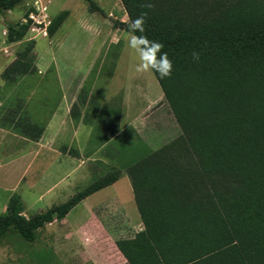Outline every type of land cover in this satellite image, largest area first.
Instances as JSON below:
<instances>
[{"label": "trees", "instance_id": "1", "mask_svg": "<svg viewBox=\"0 0 264 264\" xmlns=\"http://www.w3.org/2000/svg\"><path fill=\"white\" fill-rule=\"evenodd\" d=\"M24 1L0 0V12ZM84 1L89 12L104 14L94 0ZM120 3L127 21L113 26L133 35L132 20L146 12L142 35L162 43L173 62L170 76L152 73L179 135L44 210L26 215L24 201L12 193L0 212V240L17 234L33 242L46 224L126 175L142 229L114 241L125 258L121 264H264V0ZM31 11L5 23L6 42L25 36ZM68 14L63 9L51 17L48 37ZM37 72L32 55L15 57L0 72V127L32 141L46 121L33 117L22 86ZM87 97L82 90L70 115L77 122L85 106L82 121L93 126L91 139L107 143L119 132L121 108ZM62 152L78 157L76 149Z\"/></svg>", "mask_w": 264, "mask_h": 264}, {"label": "rangeland", "instance_id": "2", "mask_svg": "<svg viewBox=\"0 0 264 264\" xmlns=\"http://www.w3.org/2000/svg\"><path fill=\"white\" fill-rule=\"evenodd\" d=\"M94 1L104 14L89 12L84 0H50L49 9L45 11L47 17L38 15L36 19L40 23L32 20L31 27L18 43L17 49L11 52L16 57L32 55L35 62L45 66L49 56L43 54V51H50L59 40L70 38L71 44L86 49L84 76L76 80V87L72 90L74 102L79 93L85 90L87 99L100 101V104L112 102L121 108L119 132L111 138V142L108 141L104 148L89 159H86L84 151L80 158H68L69 162L60 158L58 169L48 173L57 185L62 181L63 185L68 182L75 190L112 168L124 170L128 164L180 133L152 71L135 70L140 61L135 50L129 47L128 42L133 35L113 26L114 20L127 21L120 0ZM25 9V3L22 2L11 9V13L6 10L0 12V46L3 43L2 19L17 22L23 18ZM63 9L71 13L50 41L49 38L53 36L48 37L42 26L51 19L50 15L54 16ZM43 35L47 37L44 36L42 40ZM100 35L106 39L102 40L98 37ZM2 52L5 53L4 50L0 51V61ZM53 77L49 66L46 71L37 72L24 80L22 89L28 90V108L35 118L44 119L45 111L41 103L45 101V95L54 89ZM71 148L76 149L75 146ZM40 173V170L31 167L21 176L22 185L18 188L25 202L26 215L48 208L50 202H58V199L44 202L34 198L35 184L27 182L33 181L34 176ZM124 178L128 179L126 175ZM7 186L9 188L0 190V212L3 211L4 199L12 193L10 185ZM26 188H29L28 192ZM112 190L114 195L123 192ZM94 200L92 206L88 204L92 200L86 204L80 202L65 219L40 230L33 242H27L17 234L2 238L0 264H116L118 254L114 241L133 235L141 224L133 223L126 213H121L115 205L116 200L111 199L110 195Z\"/></svg>", "mask_w": 264, "mask_h": 264}, {"label": "crops", "instance_id": "3", "mask_svg": "<svg viewBox=\"0 0 264 264\" xmlns=\"http://www.w3.org/2000/svg\"><path fill=\"white\" fill-rule=\"evenodd\" d=\"M24 3L26 7L24 11L25 13L28 9H33L35 7L36 0H25ZM47 3V9H49L48 6L50 0ZM1 12H3V10ZM6 12L11 13L12 11L6 10ZM69 13L71 12L69 11ZM50 17L52 16L50 15ZM2 21L4 23V28H2L3 43L2 46H0V51L4 50L5 53L2 52L3 55L0 61V72L11 60L16 57L11 55V52H15L18 47V43L21 41L19 40L11 43L6 42L5 22L11 21L7 18H3ZM118 31L122 32V30L119 29ZM44 36L45 35L41 37L42 40L44 39ZM54 36L49 38V40L52 41ZM98 37H100L102 40L106 39V37L103 35ZM69 40L70 38L59 40L56 42V47L54 49L50 48V51L49 49L43 51V54L50 57H48L47 64L45 66L41 65L40 62H35L38 73L46 71L50 66L52 75L54 76V89L51 90L49 95H45V101L41 103V107L45 111L43 117L44 119H38V117L35 118L33 115V117L37 120L46 121L42 136H40L37 141H32L25 137H21L20 135L11 132L8 129L0 127V183L3 184V186L0 187V190L9 188L7 186L9 184L12 188V193H17L23 200V196L18 188L22 185L21 176L28 168L35 167L36 169L40 170L41 173L36 174L33 181L27 182L28 184H35L34 198L44 202L58 199V202H50L47 207L66 200L77 190H75L74 187H72V184L68 182H66V185H63L62 181L60 185H57V182L54 180V178H52V176H48V173H52L58 169V160L60 158L63 161L69 162L68 158L74 157L68 153L62 152V150L66 149V151H68L71 149V146H75L79 154L76 158H80L82 156L81 152L84 151L86 159H89L93 154L99 152L107 144H99L91 139L93 126L82 121L85 106L81 108L79 120L77 122L74 121L70 115V108L75 100L72 98V90L76 87V80H79L84 76L85 67L83 63L86 49L81 48V46L77 47L75 44H71ZM9 50L10 52H8ZM38 55L40 56V53H38ZM78 56L79 58H77ZM2 84L3 81L0 78V85ZM81 161L84 162L85 160ZM124 176L125 175H122L114 183L92 193L81 202L82 204H86L88 200H92V202L88 203L92 206L96 201L94 199L101 198V196L110 195L111 199L116 200L115 205L118 207L121 213H126L133 223L141 224L134 203L130 182L129 180L127 181ZM112 189H115L116 191L123 190V192L119 193L118 195H114L112 194ZM25 191L28 192L29 188H26ZM9 196L4 199L2 204L3 210L5 209V205ZM45 208L46 207H44V209ZM68 215L69 213L63 217V219H65ZM53 222L46 224L44 228H46L48 225H52ZM141 229L142 224L137 231ZM116 252L118 254V262L116 264L125 262V258L117 248Z\"/></svg>", "mask_w": 264, "mask_h": 264}, {"label": "clouds", "instance_id": "4", "mask_svg": "<svg viewBox=\"0 0 264 264\" xmlns=\"http://www.w3.org/2000/svg\"><path fill=\"white\" fill-rule=\"evenodd\" d=\"M146 8H151L150 3L142 5ZM146 12H142L139 16L134 18L131 22L130 31L133 32V38L129 40V47L134 49L138 55L139 63L135 66L137 72L152 71L161 78L171 75L173 70V62L169 58L166 52L161 51L164 47L162 43L156 40H149L142 35L144 32V25L146 22ZM135 33H141V35H135ZM159 53V55H157ZM192 59L197 61L199 59V53L192 52Z\"/></svg>", "mask_w": 264, "mask_h": 264}, {"label": "built area", "instance_id": "5", "mask_svg": "<svg viewBox=\"0 0 264 264\" xmlns=\"http://www.w3.org/2000/svg\"><path fill=\"white\" fill-rule=\"evenodd\" d=\"M49 0H36V5H35V7L33 8V11H31L30 13H29V18L31 19V20H34L35 19V21L37 22V23H40V20H37L36 19V17L38 16V15H40V16H42V17H45L46 16V14H45V11L47 10V2H48ZM47 17V16H46ZM50 20L48 19L47 21H45V25L44 26H42V29H43V31H44V33H46V30H45V27H46V25L48 24V22H49Z\"/></svg>", "mask_w": 264, "mask_h": 264}]
</instances>
